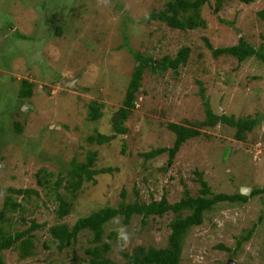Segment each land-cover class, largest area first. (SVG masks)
<instances>
[{"label": "rangeland", "instance_id": "1", "mask_svg": "<svg viewBox=\"0 0 264 264\" xmlns=\"http://www.w3.org/2000/svg\"><path fill=\"white\" fill-rule=\"evenodd\" d=\"M169 1L0 0V211L5 196H11L8 189L28 187L39 194L36 205L31 198L21 203V195H12L22 208L5 210L7 220H0V227L13 233L34 221L39 228L27 236L30 255L16 247L2 251L5 264H88L85 250L95 245L88 231L58 251L48 227L71 226L101 207H116L121 191L125 203L163 197L173 204L184 192L198 196L197 173L213 194H235L240 187L249 192L244 203H219L203 214L202 223L185 235L180 264H264V201L262 195L249 196L252 189H264V63L254 56L240 63L230 56L215 58L202 41L223 48L240 38L264 54V20L257 15L264 0L247 5L207 0L199 13L203 26L185 31L149 18ZM183 47L188 48L186 61L176 70L142 71L134 109L123 123L126 133L115 135L111 118L136 65L130 52L159 63ZM61 79L73 81L75 88L64 87ZM22 80L32 84L31 96L23 100L17 95ZM203 101L215 115L254 119L245 141L234 139V129L216 124L199 128V135L186 140L171 163L166 154L141 157L171 146L167 123H200ZM89 104L100 114L95 121L86 118ZM96 134L113 138L102 145L87 143ZM90 152L96 153L92 169L110 170L84 181L69 214L59 220L54 216L55 193L38 186L36 178L44 175L49 188L59 178L57 192L63 194L70 162L83 163ZM175 216H133L127 225L111 219L101 239L109 245L105 257L123 264L122 253L163 248ZM120 226L132 234L126 247L117 240ZM249 230L231 256L236 240Z\"/></svg>", "mask_w": 264, "mask_h": 264}, {"label": "trees", "instance_id": "2", "mask_svg": "<svg viewBox=\"0 0 264 264\" xmlns=\"http://www.w3.org/2000/svg\"><path fill=\"white\" fill-rule=\"evenodd\" d=\"M207 0H170L165 4L164 9L151 13L150 19H156L165 24L170 29H176L180 31L193 30L197 27L203 26V21L200 19V8L206 3ZM242 4H250L254 0H238ZM219 3V2H218ZM219 7L216 4V9ZM261 20H264V10L257 13ZM204 47L211 53L213 57L230 56L240 63L245 59L254 56L264 63V54L262 48L254 50L252 47L238 38V42L235 45L212 48L206 39H202ZM132 53V57L136 63L134 66L127 87L124 92V96L121 102V106L115 111L111 118V126L115 135H124L126 129L124 122L134 109L135 94L140 87V81L142 78V71L149 69L151 71H165L167 69L176 70L178 66L183 65L186 61L188 54V48H181L174 58L170 59L165 56L159 60V63L151 57H142L138 53ZM32 84L26 80H22L19 84L17 92L18 99H27L31 96ZM202 96V91H200ZM87 120L95 121L100 117L98 109L93 105L87 106ZM203 113L204 119L193 126H184L176 123H167V130L173 135L172 144L170 147H157L149 150L146 153L141 154L144 159H152L159 155L166 154L167 163H171L175 154L179 150L180 146L188 139H192L199 135V128H211L216 124L225 125L235 130L234 139L236 141H245L244 133L251 131L256 122L254 119L246 118H234L225 115H215L211 112L209 105L206 101H203ZM112 136H105L96 134L95 136H88L86 138L87 143H95L102 145L107 143ZM96 153H88L85 162L75 163L73 160L70 162V169L65 176V184L62 186L63 194L57 192V188L60 186L61 180L56 178L47 187L45 176L39 175L36 178V183L43 189H48L55 193L56 208L54 210V216L57 219H62L69 214L71 207V201L74 200L75 194L80 190L84 181H91L92 177L109 172V168L94 170L92 164ZM40 173V172H38ZM197 175V181L200 185V194L192 197L188 196L187 192H184V196L177 202L169 204L163 197L158 201L151 200L148 203H125L123 201L124 193L120 192L121 202L116 207H101L97 210L90 212L89 214L79 217L71 226L66 224H54L48 227L47 232L52 240L57 245L56 249L60 251L62 248L74 244L78 234L82 231H88L91 234V244L86 248L85 252L88 255V264H112L106 257V253L109 250V245L102 243L103 227L114 217H121L122 223L127 225L131 217L139 216L141 219L148 217H160L166 212H172L175 214V218L168 224L169 233L166 237L165 246L163 248L148 247L146 250L143 247H137L130 253H122L123 264H180V254L182 249V243L186 233L191 227L199 226L203 221V214L212 209V207L219 203H244L247 197L241 196L238 193L235 194H213L209 191L206 183L201 179L199 173ZM93 182V181H92ZM11 196H5V200L2 203V209L0 211V220L4 219L5 210L11 212L17 211L22 208L20 203H16L12 195H21V203H25L26 199L31 198L36 205L38 200V192L33 188L25 189H8ZM262 195L264 201V189H252L249 196ZM25 196V198H23ZM45 197V195H44ZM46 198V197H45ZM29 200V199H28ZM187 212L183 217L181 213ZM22 220V218H20ZM23 221V220H22ZM6 225V222H5ZM39 228L34 221H30V225L27 229L14 231L9 233L7 230H3L0 227V264H5L1 252L9 249L17 248L19 251H23L24 256H29L27 251L30 244L27 236L34 230ZM250 230L246 232L241 239L236 240V245L231 256L239 249V246L245 242L250 234ZM45 244V243H44ZM219 250L230 252V250L222 245H218Z\"/></svg>", "mask_w": 264, "mask_h": 264}, {"label": "clouds", "instance_id": "3", "mask_svg": "<svg viewBox=\"0 0 264 264\" xmlns=\"http://www.w3.org/2000/svg\"><path fill=\"white\" fill-rule=\"evenodd\" d=\"M103 2L105 4H107L108 0H103ZM121 219L122 218H120V217H114L112 219V222L117 224V225H120ZM115 231L117 233V240L119 242H122L123 247H126L128 245V243L130 242L132 234L128 231V229L125 226H120V227L116 228Z\"/></svg>", "mask_w": 264, "mask_h": 264}, {"label": "water", "instance_id": "4", "mask_svg": "<svg viewBox=\"0 0 264 264\" xmlns=\"http://www.w3.org/2000/svg\"><path fill=\"white\" fill-rule=\"evenodd\" d=\"M60 82H61V84L64 87H71V86H73V81H70V80L61 79ZM73 87L75 88V86H73ZM248 192H249V188L248 187H240L238 189V194L241 195V196L248 195Z\"/></svg>", "mask_w": 264, "mask_h": 264}]
</instances>
